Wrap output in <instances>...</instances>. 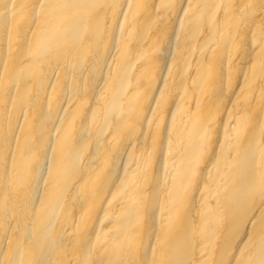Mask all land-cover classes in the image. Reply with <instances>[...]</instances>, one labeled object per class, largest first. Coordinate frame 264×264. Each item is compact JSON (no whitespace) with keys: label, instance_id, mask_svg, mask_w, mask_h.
Returning a JSON list of instances; mask_svg holds the SVG:
<instances>
[{"label":"bare ground","instance_id":"1","mask_svg":"<svg viewBox=\"0 0 264 264\" xmlns=\"http://www.w3.org/2000/svg\"><path fill=\"white\" fill-rule=\"evenodd\" d=\"M0 264H264V0H0Z\"/></svg>","mask_w":264,"mask_h":264}]
</instances>
